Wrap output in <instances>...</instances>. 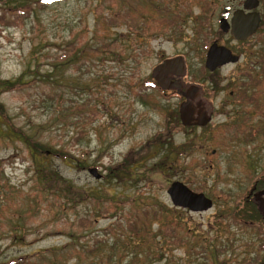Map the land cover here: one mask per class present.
<instances>
[{
  "label": "rangeland",
  "instance_id": "374dc122",
  "mask_svg": "<svg viewBox=\"0 0 264 264\" xmlns=\"http://www.w3.org/2000/svg\"><path fill=\"white\" fill-rule=\"evenodd\" d=\"M37 1L0 0V80L21 77L0 91L14 128L0 119V264H86L91 236L120 221L146 238L115 225L130 255L110 264L133 251L140 264H264L251 196L264 181V22L243 43L219 21L244 0ZM215 41L239 60L209 70ZM173 58L184 61L186 89L199 87L206 126H184V98L153 77ZM178 180L213 207L174 206Z\"/></svg>",
  "mask_w": 264,
  "mask_h": 264
},
{
  "label": "water",
  "instance_id": "95a60500",
  "mask_svg": "<svg viewBox=\"0 0 264 264\" xmlns=\"http://www.w3.org/2000/svg\"><path fill=\"white\" fill-rule=\"evenodd\" d=\"M259 5V0H245L244 8L236 11L231 33L236 39H247L254 35L260 25V14L256 11L245 13V10H253ZM229 8H225L222 19H220V26L224 31H228L230 25L227 20ZM239 56L234 55L230 49L223 45L213 43L207 53L206 67L213 71L218 66L224 65L229 62H237ZM169 73L176 74L182 77L185 73V64L182 58L167 59L156 67L153 71V77L162 89H169L173 87H180L179 81L172 82V78L168 76ZM191 91L194 96L191 98L185 92L179 91L178 93L186 96L179 107L180 119L184 126H191L198 124L206 126L211 122L212 117L205 111L204 101L202 99L195 100L199 96V87L192 85ZM199 118L195 119V114ZM96 179H100L102 175L99 173L98 168L91 167L88 169ZM168 194L174 206L189 209L194 212L208 211L213 207V200L207 197L204 193L192 190L188 185L181 181H173L168 188ZM256 200L259 202V209H264V204L260 205V192L255 194Z\"/></svg>",
  "mask_w": 264,
  "mask_h": 264
},
{
  "label": "trees",
  "instance_id": "16d2710c",
  "mask_svg": "<svg viewBox=\"0 0 264 264\" xmlns=\"http://www.w3.org/2000/svg\"><path fill=\"white\" fill-rule=\"evenodd\" d=\"M41 1L43 3H46V2H49L50 0H38L37 3L40 4ZM42 6H45V5L42 4ZM24 8H26V9H24V11L27 12L28 11L27 7H24ZM28 15L29 14H27L26 17H28ZM68 54H69V51L64 50V53L62 54V59L67 58ZM20 83H21V77H19L18 79H15V80H4V81L0 80V91L14 90V89H16L18 87V84H20ZM0 119L4 120V122H3L4 125L9 126L10 123L7 122V120H8L7 112H6V109L4 108V106H2V105H0ZM0 127H1V130H3V127L2 126H0ZM9 128H13V127L9 126ZM35 150H37V149H35ZM123 168L124 167H122V169ZM111 171L114 172V170H111ZM58 176H59V174L56 173L55 179L58 178ZM54 188H60V187H58L57 183H55L54 184ZM66 190L68 192L69 191L71 192V188L70 187H66ZM59 191H63V190H61V188H60ZM63 193H64V191H63ZM115 225L120 226L122 233H124V231L127 228L128 229L130 228V229L134 230L133 229V227H134L135 229H137V226L134 223H131V222L124 223L123 221H120L118 224L117 223L116 224H112V226H111L112 229H111V231H109L110 233L107 232V233H109L108 236H107V233H106V235H104L103 238H99L97 235L94 236V237L91 236L90 240H93V243L91 245V248L89 249V253L92 255L93 258H92V260L87 261L86 264H110L113 258H117V260H118L117 262H121V261L123 262L125 260V258L129 257L130 251L127 250V249H129L131 247V244L129 242H127V243L123 242L122 243L121 246L124 249L119 250L117 248V247L120 246V245L118 246V241H120V236L114 234V230L116 228ZM166 232L167 233H171V230L170 229H166ZM135 235H137L136 238L140 235V231H138V229H137ZM69 236L71 237V240L74 243L76 241H80L79 239L81 237H83V238L86 237V235L82 234V231L81 232H72L71 234H69ZM143 238H146V237L144 236ZM143 238L138 237V239H140L141 241H144ZM111 240H113V241H111ZM174 240H178V239L175 238ZM121 242H122V240H121ZM65 247L66 246H64V247H62L61 249H58V250H62ZM160 250H161L160 248H157L155 251L150 252V255L151 254L153 256L161 255V253H159ZM132 253H133V256H132V258L129 261H127V264H140L139 259L137 257L136 251H133ZM123 257H124V259H122ZM163 257L162 258L158 257V258H156V260L163 259ZM22 262H24L23 259H18L17 261H14V260L10 261V264H20ZM76 264H82L81 263V259H80V262L76 263Z\"/></svg>",
  "mask_w": 264,
  "mask_h": 264
},
{
  "label": "flooded vegetation",
  "instance_id": "af4514ba",
  "mask_svg": "<svg viewBox=\"0 0 264 264\" xmlns=\"http://www.w3.org/2000/svg\"><path fill=\"white\" fill-rule=\"evenodd\" d=\"M244 3H245V0L243 1V4H242V7H240V8H237V9H234V10H231V7L229 6L228 8H229V14H228V16H227V20H228V23H229V25H230V28H229V30L228 31H224L222 28H221V26H220V28H221V30H222V32H224V33H226V34H228L229 36H231V38L233 39V41H237V42H247V40H249L251 37H253L261 28H262V25H263V22H264V0H259V5L257 6V8H255V9H253V10H245V13H249V12H252V11H256V12H258L259 14H260V18H261V21H260V25H259V28L257 29V31H256V33L254 34V35H252V36H250L249 38H247V39H236V38H234V36L232 35V33H231V30H232V24H233V19H234V16H235V13H236V11H238L239 9H243L244 8ZM223 17V16H222ZM222 19V18H221ZM220 22V21H219ZM214 43H217L218 45H223V44H220V43H218L217 41H215ZM223 46H225V45H223ZM226 47V46H225ZM210 48V47H209ZM209 48H208V50H209ZM228 48V47H227ZM229 49V48H228ZM231 51H232V53L234 54V55H237V53L235 52V51H233L232 49H231ZM207 53H208V51H207ZM237 56H239V55H237ZM234 64V63H233ZM173 74V73H172ZM170 78H172L171 80H172V82H177V81H180V77H178L176 74H173V75H170L169 76ZM178 78V79H177ZM261 78H263V76H261L260 75V86H262V89H261V91H260V107H262L263 106V101H264V92H263V90H264V81H262L261 80ZM182 80L179 82V84H180V87H177L176 89H173V90H176V93L178 94V95H180L182 98H184V100H186V96H183V95H181V94H179L178 92L179 91H181V92H185V94H187V95H189V97L191 98L192 96H194V94L191 92V91H189L190 89H191V87H189V88H187L186 89V87H185V85H183V81H185V78H181ZM235 90V89H234ZM232 91L231 92V96H234L235 94H236V90L235 91ZM239 94V93H238ZM197 98H199V96H196L195 97V100H197ZM240 105H243V104H236V106L238 107V106H240ZM206 111V110H205ZM235 111H237V109L235 110ZM180 113V112H179ZM208 115L209 116H211L212 117V115L210 114V113H208ZM199 118V116H198V114L196 113L195 114V119H198ZM180 121H181V119H180ZM181 123H182V121H181ZM192 126H199L200 127V125H198V124H193V125H191V126H188V127H192ZM258 192H260V205L261 204H264V181H263V183H262V186L260 187V190L259 191H257V192H255V191H251V196H253L254 197V200L256 201V203H258V207H259V202L256 200V198H255V194L256 193H258ZM259 209V208H258ZM259 211H260V213H261V215H262V218H263V222H261L260 221V224H259V228H260V231L262 232V231H264V209H259Z\"/></svg>",
  "mask_w": 264,
  "mask_h": 264
}]
</instances>
